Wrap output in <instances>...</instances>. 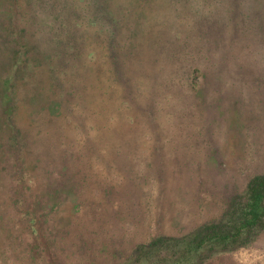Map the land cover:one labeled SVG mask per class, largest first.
<instances>
[{
	"label": "rangeland",
	"instance_id": "rangeland-1",
	"mask_svg": "<svg viewBox=\"0 0 264 264\" xmlns=\"http://www.w3.org/2000/svg\"><path fill=\"white\" fill-rule=\"evenodd\" d=\"M199 1L206 13L152 1L139 25L117 29L116 57L106 39L85 37L95 58L67 64L75 72L62 105L49 106L54 94L40 78L19 91L14 120L32 189H58V209L39 219L51 260L112 264L151 234L217 217L264 171V0H236L245 16L234 17L233 29L218 1ZM170 28L183 30L180 38ZM8 168L0 151V197ZM11 245L27 264L22 240L13 236ZM204 264H264V231Z\"/></svg>",
	"mask_w": 264,
	"mask_h": 264
},
{
	"label": "trees",
	"instance_id": "trees-1",
	"mask_svg": "<svg viewBox=\"0 0 264 264\" xmlns=\"http://www.w3.org/2000/svg\"><path fill=\"white\" fill-rule=\"evenodd\" d=\"M195 1L198 0L180 3L189 2V7L195 8L193 13H206ZM221 1L216 0L214 9L225 13L226 25L233 29L237 23L234 17L242 11L241 6L236 0L227 4ZM151 2L0 0V151L7 156L10 168L9 189L2 191L0 197V264H20L11 245L13 236L20 238L26 247L22 254L27 264H60L55 256L57 261L51 260L50 242L43 241L39 221L42 215L58 209V189H42L40 195H35L32 189L35 175L28 166L25 142L14 120L19 91L25 90V85L31 88L40 78L44 89L54 94L55 100L49 106L62 105L66 93L64 81L75 72L68 70L67 64L79 56L89 61L95 58L94 48L81 45L83 39L93 36L106 39L108 49L116 57V48L123 46L115 40L117 29L132 23L139 25L152 8ZM244 23L242 18L240 24ZM134 31L135 27L127 29L130 34ZM170 33L180 38L183 30L170 28ZM191 59H184L186 74L190 72ZM72 207L77 208V204ZM262 231L264 171L252 174L240 191L232 193L217 217L180 234H151L112 264H204L210 257L249 244Z\"/></svg>",
	"mask_w": 264,
	"mask_h": 264
}]
</instances>
